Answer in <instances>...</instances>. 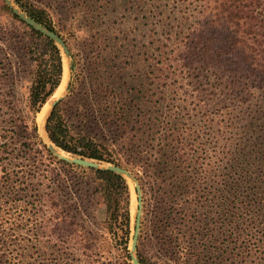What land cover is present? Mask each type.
Masks as SVG:
<instances>
[{
	"label": "trees",
	"instance_id": "trees-1",
	"mask_svg": "<svg viewBox=\"0 0 264 264\" xmlns=\"http://www.w3.org/2000/svg\"><path fill=\"white\" fill-rule=\"evenodd\" d=\"M11 1L35 22L55 32L44 6L29 0ZM195 1L185 29L161 44L157 55H166L165 63L180 69L194 64L209 80L217 82L210 84L209 91L200 96L201 101L207 100L203 97L213 101L220 97L219 93L227 94L234 88L240 100H249L250 90L258 91L242 112L246 117L238 140L231 141L220 153L213 195L216 215L227 208L244 210L251 230L264 243V0ZM4 8L23 42L18 52H8V41L0 36V207L6 211L19 207L26 214L32 224L28 231L38 233L35 240L48 249L55 264H98V237L114 226L121 230L124 257L129 259L126 246L131 197L127 179L108 169L68 163L48 150L38 131L37 114L63 78L61 50L5 4ZM87 106L93 110L91 104ZM136 106L104 101L102 129L89 110H84L79 124L69 122L73 107L65 97L49 110L44 131L56 148L71 157L126 169L127 165L139 163L148 185L162 187L164 178L159 174L167 169L174 173L162 155L163 145L172 142L179 157L183 147L175 133L162 134L164 142L159 138L158 147L147 143L153 134L138 131L143 126L141 114L139 110L138 115L131 114ZM93 111H99L98 104ZM155 152H161L159 156L163 157L158 156V161L152 163ZM95 203L103 207L104 219L100 223L92 221ZM148 209L143 229L167 262H152L150 258L146 261L137 248L139 264L232 262H223L222 251L226 249L216 238L218 234H208L213 229L207 224L188 225V221L180 219L183 213L176 214L167 199L151 203ZM17 238L14 230L0 229V264H24L23 249L12 251L5 246L7 242L17 243Z\"/></svg>",
	"mask_w": 264,
	"mask_h": 264
},
{
	"label": "rangeland",
	"instance_id": "rangeland-1",
	"mask_svg": "<svg viewBox=\"0 0 264 264\" xmlns=\"http://www.w3.org/2000/svg\"><path fill=\"white\" fill-rule=\"evenodd\" d=\"M29 1L47 9L54 30L69 53L68 58L62 54L67 71L62 87L47 101L44 110L56 98L69 97L73 108L68 121L79 124L84 110H89L87 105L91 104L94 110L98 104L99 111L89 110V114L96 116V121L103 129L100 117L103 118L104 101L113 102L114 105L136 103L138 106L131 114H141L139 119L143 126L138 131L153 134L147 143L156 146L159 138L164 142L161 138L163 135H179L178 141L183 147L181 157L172 142L168 143L169 146L163 145L162 155L166 156L168 166L174 173L167 169L166 173L159 174L160 178H164L162 187L157 185L151 188L148 185L139 163L134 167L127 165L128 169L122 166L134 178V184H130L126 178L131 197L127 251L133 231L136 181L141 190L142 203L134 256L138 248L146 261L150 258L152 262L163 259L167 262L159 248L149 240L151 236L143 229L149 205L167 199L176 214L183 213L184 217L180 219L188 221V225L205 223L213 229V232L207 231L208 234L219 235L216 238L226 249L222 251L223 262L262 264L264 243L251 230L249 216L242 212L244 210L235 211L230 208L216 215L217 201L213 195L221 164L220 153L231 141L238 140L246 117L242 112L252 96L257 97L258 91L251 89L249 100L247 97H241L240 100L235 88L227 94L223 88L225 94L219 93L220 97H215L213 101L203 97L207 100L201 101L200 96L209 91L210 84L217 82L211 78L209 80L194 64L180 69L165 63L163 58L166 55H157L161 44L168 43V38L180 35L185 29L196 1ZM14 26L3 0H0V36L7 39L6 51L12 53L18 52V45L23 42V39H18L19 32L13 30ZM13 34L16 37L11 38ZM109 131L115 132L113 128ZM45 139L47 141V137ZM54 149L69 156L56 147ZM160 153H154L156 158L152 163L163 157L159 156ZM0 208V229L14 230L18 236L14 240L17 243L7 242L6 248L12 251L23 249L24 264H55L48 249L44 250L41 241L35 240L38 233L28 231L32 224L26 214L19 207L9 212ZM92 215V221L102 222L104 213L100 203L93 205ZM97 246L101 254L98 264H131L124 257L119 228L114 226L103 231L98 237Z\"/></svg>",
	"mask_w": 264,
	"mask_h": 264
},
{
	"label": "water",
	"instance_id": "water-1",
	"mask_svg": "<svg viewBox=\"0 0 264 264\" xmlns=\"http://www.w3.org/2000/svg\"><path fill=\"white\" fill-rule=\"evenodd\" d=\"M4 4L6 6H8L12 12L14 14H16L19 18H21L25 23H27L28 25L32 26L34 29L40 31L42 34L46 35L47 37H49L50 39L53 40V42L58 46V48L61 50V53L64 54L66 56V58L69 57V53L68 50L64 44V42L61 40V38L55 33L52 32L48 29H46L45 27L41 26L40 24H38L37 22H35L33 19H31L29 16H27L25 13H23L22 11H20L17 6L11 1V0H3ZM68 67V65H67ZM60 100V98H56L55 100H53L52 102H50L48 109H47V113L43 119V130H44V122H45V118L49 112V110L52 108V106L58 101ZM45 132V131H44ZM46 147L48 148V150L55 155L57 158L64 160L68 163H72L74 165H78L81 167H85V168H99V169H108L111 171H114L116 173L121 174L122 176L125 175H130V173L123 167L121 166H117V165H111V164H106L103 165L99 162H96L94 160L91 159H85V158H80V157H71V156H67L61 153H58L55 151L54 149V145L48 140L44 141L42 140ZM135 192H136V206H135V213H134V218H133V231L130 237V243H129V260L131 264H139L136 257L134 256V249H135V245H136V240H137V236H138V232H139V224H140V215H141V190L140 187L138 185V183L135 181Z\"/></svg>",
	"mask_w": 264,
	"mask_h": 264
},
{
	"label": "bare ground",
	"instance_id": "bare-ground-1",
	"mask_svg": "<svg viewBox=\"0 0 264 264\" xmlns=\"http://www.w3.org/2000/svg\"><path fill=\"white\" fill-rule=\"evenodd\" d=\"M62 54V53H61ZM62 60H63V57H62ZM66 65H65V62L63 61V78L61 79L62 80V82L60 83V85H59V87L56 89V91L54 92V94H56L58 91H59V89L62 87V84H63V82H64V78H65V75H66ZM53 94V95H54ZM52 95V96H53ZM49 102V101H48ZM48 102H46L43 106H42V108H41V110L38 112V115H37V123H38V131H39V134H40V137H41V139L42 140H44V141H46V136H45V132H44V130H43V119H44V115H46L45 113V111H47V110H44L45 109V106L46 105H48ZM48 109V108H47ZM125 178H128V181H129V183L130 184H134L133 183V177L131 176V175H125L124 176ZM133 178V179H132ZM133 201V200H132ZM133 204V203H132ZM134 206V205H133ZM135 207V206H134Z\"/></svg>",
	"mask_w": 264,
	"mask_h": 264
}]
</instances>
